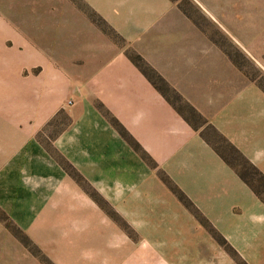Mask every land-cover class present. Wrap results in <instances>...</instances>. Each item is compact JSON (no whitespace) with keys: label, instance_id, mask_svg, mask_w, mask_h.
Listing matches in <instances>:
<instances>
[{"label":"crops","instance_id":"1","mask_svg":"<svg viewBox=\"0 0 264 264\" xmlns=\"http://www.w3.org/2000/svg\"><path fill=\"white\" fill-rule=\"evenodd\" d=\"M82 1L114 35L89 16L86 35L74 19L57 31L86 69L71 104L59 71L49 79L17 61L15 50H0V264H43L17 232L52 264H126L135 245L85 186L153 243L162 234L188 242L195 231L214 240L159 170L247 264H264V203L127 53L264 174V90L239 60L264 74V0ZM76 90H102L104 109ZM62 110L66 124L49 148L39 133L47 136Z\"/></svg>","mask_w":264,"mask_h":264},{"label":"rangeland","instance_id":"2","mask_svg":"<svg viewBox=\"0 0 264 264\" xmlns=\"http://www.w3.org/2000/svg\"><path fill=\"white\" fill-rule=\"evenodd\" d=\"M180 1L181 3H191L193 0ZM231 1L233 0H222L223 3H230ZM83 3L82 0H0V50H15L17 61H21L22 65L26 67H31L33 73L44 72L49 79L53 77V72L59 71L63 76L65 88H68L65 92L68 93L69 91L64 98L67 105L74 100L71 88L82 89L86 86L87 75L86 69L81 64L82 59L72 57L71 41L69 40V42L63 44L67 46V49L62 48L61 43L56 39L57 31H61L63 27L70 30L74 19L75 25L82 29L81 34L86 35L88 31L85 29L87 28L85 18L89 16L91 19L96 20L99 27L102 26V28L113 34V31L106 28L101 19L93 12H89V8H86ZM183 7L192 11L188 5L183 4ZM127 53L130 60V57H136L137 55L133 49L127 50ZM239 60L246 66V69L252 74L251 76L256 79L257 84L263 86L264 74H260L257 67L246 64L240 58ZM148 72L150 71L148 70ZM154 80L160 87H163V84L158 82L157 79ZM75 92L91 96L95 99V104L104 109L97 96L103 94L102 90H76ZM164 92L176 108L189 118L192 124L200 126L202 119L184 106L182 102L187 101L180 93L175 91L181 96L182 102L170 90ZM195 110L199 112L197 109ZM201 116L205 117L203 114ZM57 120V123L45 128L44 131L47 136L39 133V138L41 137L49 148H51V145L48 138L52 137L57 130L66 124L65 111L58 112ZM207 127L202 125L199 130ZM207 130L208 134L213 136L209 128ZM85 188L92 190L88 186H85ZM260 189L264 193V187H260ZM91 192L95 193L94 191ZM95 198L99 200L101 205L105 206L113 220L127 232L129 243L133 242L135 245L136 249L131 251L126 264H247L232 246L229 249L219 244L215 238V241L212 240L209 236L205 239V236L197 231L191 234L192 239L188 242L183 241V235L177 234L172 236L170 240L166 234H162L159 235L160 240L153 243L150 236L144 235L142 237L141 234L136 233L134 226L109 208L97 193H95ZM203 228L205 227L203 226ZM205 230L207 229L205 228ZM17 235L21 240H26L21 233L17 232ZM209 235L211 234L209 233ZM28 248L43 264H52L35 245L29 242Z\"/></svg>","mask_w":264,"mask_h":264},{"label":"trees","instance_id":"3","mask_svg":"<svg viewBox=\"0 0 264 264\" xmlns=\"http://www.w3.org/2000/svg\"><path fill=\"white\" fill-rule=\"evenodd\" d=\"M131 60L137 67H139L147 77H149L153 84L159 88V91L165 96V98L173 105L176 111L191 125L195 130L199 129L202 125L208 126L209 130L213 134L210 136L208 134L207 128L201 129L199 134L200 136L221 156V158L229 164L239 175V177L255 192L257 197L264 203V193L260 187H264V174L239 151L237 147H235L221 132H219L213 124H211L205 117H202L200 112H197L193 106H191L187 102H182L181 96L175 92L173 89H168L166 87V83L163 84V87H160L154 79L158 80V76L152 73L151 68H149L145 61L141 56L136 55V57H130ZM148 70L150 72H148ZM161 81V79H160ZM258 85L264 90V85L258 83ZM164 88V89H163ZM170 90L177 98L180 100L184 106H186L190 112H194L195 115H198L202 122L200 126L192 124V122L184 115L183 112L178 110L173 102L168 98L164 91ZM111 121L117 127L120 134L129 141V143L133 146V148L138 151L142 157L151 165H155V162L147 155L141 148V146L125 131V129L114 119L111 118ZM72 175L82 182V177L77 173L73 172L70 166H67ZM159 177L162 181L169 187V189L178 197V199L189 208L192 213L199 220L201 225H203L207 231L211 234L213 238H215L219 244L231 249V245L227 242V240L213 227V225L199 212V210L194 206L191 200L184 194V192L162 171L159 170ZM260 187H259V186ZM90 191V190H89ZM92 196H95V193L89 192ZM26 238V237H25ZM25 243L26 246L29 247V242L31 241L26 238V240H21Z\"/></svg>","mask_w":264,"mask_h":264}]
</instances>
